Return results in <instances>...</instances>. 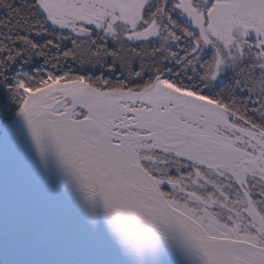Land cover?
Listing matches in <instances>:
<instances>
[{
	"label": "snow or ice",
	"instance_id": "6c2138e0",
	"mask_svg": "<svg viewBox=\"0 0 264 264\" xmlns=\"http://www.w3.org/2000/svg\"><path fill=\"white\" fill-rule=\"evenodd\" d=\"M0 264H264V0H0Z\"/></svg>",
	"mask_w": 264,
	"mask_h": 264
}]
</instances>
